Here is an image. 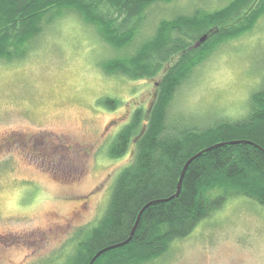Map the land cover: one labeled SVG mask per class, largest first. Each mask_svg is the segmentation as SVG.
I'll return each instance as SVG.
<instances>
[{
  "label": "rangeland",
  "instance_id": "obj_1",
  "mask_svg": "<svg viewBox=\"0 0 264 264\" xmlns=\"http://www.w3.org/2000/svg\"><path fill=\"white\" fill-rule=\"evenodd\" d=\"M229 1L154 2L122 50L67 11L44 24L23 56L0 59V264H60L76 233L102 215L116 173L131 162L133 141L119 157L106 152L132 111L149 105L158 77L105 74L101 62L131 53L162 18ZM263 82L264 14L194 68L178 86L168 117L201 126L235 120ZM105 97L118 104L99 103ZM144 264H264V205L228 195Z\"/></svg>",
  "mask_w": 264,
  "mask_h": 264
},
{
  "label": "trees",
  "instance_id": "obj_2",
  "mask_svg": "<svg viewBox=\"0 0 264 264\" xmlns=\"http://www.w3.org/2000/svg\"><path fill=\"white\" fill-rule=\"evenodd\" d=\"M158 1L171 0H0V59L23 56L44 24L67 11L94 26L115 50L125 49L145 9ZM263 14L264 0H230L215 10L196 8L162 18L131 53L101 62L105 74L158 78L149 105L132 111L106 152L119 157L133 141L131 162L116 173L102 215L76 233L60 264H88L98 251L118 243L123 244L100 252L92 264H144L162 256L171 240L186 236L228 195L245 194L264 205V82L235 120L201 126L168 117L178 86L194 68L220 44L251 30ZM99 103L110 109L118 104L109 97ZM237 140L243 142L220 144L193 157L174 195L190 157ZM215 189L220 192L211 197Z\"/></svg>",
  "mask_w": 264,
  "mask_h": 264
},
{
  "label": "water",
  "instance_id": "obj_3",
  "mask_svg": "<svg viewBox=\"0 0 264 264\" xmlns=\"http://www.w3.org/2000/svg\"><path fill=\"white\" fill-rule=\"evenodd\" d=\"M204 38H205V37L202 36V37L200 38V41H202ZM234 142H243V140L228 141V142H225V143H217V144L211 145V146H209V147H207V148H204L203 150L197 152L195 155H193L192 157H190V158L186 161V163L183 165V167H182V170H181V172H180V176H179V178H178V182H177V186H176V191H175L174 195H178V193H179V191H180L181 181H182V178H183V174H184L185 168H186L187 164L190 162V160H191L193 157L198 156V155H200L202 152H205L206 150H208V149H210V148H213V147H215V146H217V145H220V144H230V143H234ZM145 206H146V205H145ZM145 206H144V207H145ZM136 223H137V221H136ZM136 223H135L134 225H136ZM134 228H135V226H133V228H132V232H133ZM121 244H123V243H118V244H115V245H113V246L106 247V248H104V249L98 251V252H97V253L91 258V260L89 261L88 264H92V262L94 261V259L96 258V256H97L100 252H102V251H104V250H106V249H108V248H112V247H115V246H117V245H121Z\"/></svg>",
  "mask_w": 264,
  "mask_h": 264
}]
</instances>
